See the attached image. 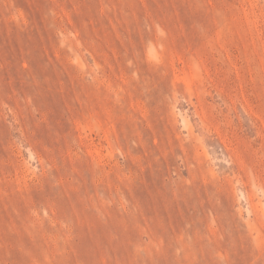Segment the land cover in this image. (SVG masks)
Instances as JSON below:
<instances>
[{"label":"rangeland","instance_id":"1","mask_svg":"<svg viewBox=\"0 0 264 264\" xmlns=\"http://www.w3.org/2000/svg\"><path fill=\"white\" fill-rule=\"evenodd\" d=\"M0 264H264V0H0Z\"/></svg>","mask_w":264,"mask_h":264}]
</instances>
